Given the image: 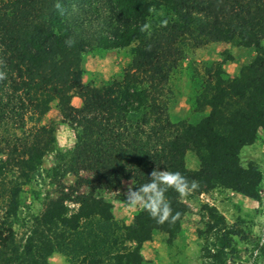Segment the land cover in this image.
<instances>
[{
    "label": "trees",
    "instance_id": "16d2710c",
    "mask_svg": "<svg viewBox=\"0 0 264 264\" xmlns=\"http://www.w3.org/2000/svg\"><path fill=\"white\" fill-rule=\"evenodd\" d=\"M263 38L264 0H0V131H22L0 141V157L7 155L10 166L0 165V203L6 202L0 264H52L56 252L71 264H148L142 244L155 231L171 239L179 234L184 196L165 192L174 220L157 223L141 209L127 224L102 193L124 181L135 188L154 169L196 183L188 151L197 154L208 190L259 200L262 172L254 163L244 167L240 153L264 125ZM219 41L254 46L257 55L234 77L219 63L208 67L190 101L202 117L193 127L172 121L171 75L188 49ZM129 46L133 59L109 82L111 94L84 82L85 53ZM76 96L81 106L72 103ZM54 102L76 131L73 150L61 155L62 173L74 174L75 184L62 185L18 240L10 217L17 215L24 179L40 175L38 161L57 150L55 128L43 122ZM10 171L19 173L15 183ZM206 209L212 221L204 233L215 239L207 257L227 264L239 231L216 207Z\"/></svg>",
    "mask_w": 264,
    "mask_h": 264
},
{
    "label": "rangeland",
    "instance_id": "374dc122",
    "mask_svg": "<svg viewBox=\"0 0 264 264\" xmlns=\"http://www.w3.org/2000/svg\"><path fill=\"white\" fill-rule=\"evenodd\" d=\"M262 43L264 44V38ZM186 53L177 71L171 75L167 86L170 89L169 115L172 121L184 120L193 127L202 114L192 111L190 101L198 83L205 77L206 69L219 63L228 76L234 77L255 59L257 52L254 46L219 41L200 48L188 49ZM132 59L131 46L87 52L82 64L83 80L111 94L113 87L109 82L119 78ZM72 103L81 106L82 101L76 96ZM43 122L55 128L58 153L56 150L38 161L40 175H36L31 180L24 179L26 184L23 185V191L19 196L17 215L10 217L18 240L25 238L32 225L31 219L44 211L50 199L59 196L60 187L62 185L70 187L76 180L74 174L62 173L66 162L62 161L61 155L73 150L77 136L76 131L63 122L57 102L51 105ZM21 134L22 131H0V141L5 143L14 135ZM4 153H8L7 146L4 147ZM7 157L5 154L0 157V165L9 168ZM240 159L244 167L254 163L262 172L259 200L222 187L208 190L197 154L194 151L187 152L186 165L195 172L197 180L192 194L189 192L183 197L187 213L183 219L182 230L173 239L166 232L155 231L152 238L145 241L141 247L148 264H210L212 262L211 258L207 257L209 254L206 247H213L215 239L210 234L204 233L209 226L208 223L212 221L206 205L216 207L224 215L228 227L239 231L240 235L235 236L236 249L228 255L227 264H264V125L259 127L256 141L242 148ZM55 167L57 171L53 170ZM8 175V181L14 180V183L19 177L17 171H10ZM82 175L87 177L90 173L83 171ZM129 187H132L131 183L124 181L120 186L102 193L112 203L116 218L127 224H131L141 210L129 206L127 200L123 199ZM2 203L3 201L0 203V222L6 218L4 206L6 202ZM49 260L52 264H67L66 258L60 253H57V256L52 255Z\"/></svg>",
    "mask_w": 264,
    "mask_h": 264
},
{
    "label": "clouds",
    "instance_id": "9594fccd",
    "mask_svg": "<svg viewBox=\"0 0 264 264\" xmlns=\"http://www.w3.org/2000/svg\"><path fill=\"white\" fill-rule=\"evenodd\" d=\"M60 5L57 4V8ZM147 182L129 187L127 192V204L146 211L157 223L168 221L172 215V208L166 199L165 192L171 188L181 197L186 196L196 187V183L189 182L180 172L154 169Z\"/></svg>",
    "mask_w": 264,
    "mask_h": 264
},
{
    "label": "crops",
    "instance_id": "0c3cea01",
    "mask_svg": "<svg viewBox=\"0 0 264 264\" xmlns=\"http://www.w3.org/2000/svg\"><path fill=\"white\" fill-rule=\"evenodd\" d=\"M52 255H54V256H57V252L56 253H54V254H52ZM50 257H52V256H50ZM65 257V256H64ZM66 258V257H65ZM66 262H67V264H71L70 262H68V260L66 259Z\"/></svg>",
    "mask_w": 264,
    "mask_h": 264
}]
</instances>
